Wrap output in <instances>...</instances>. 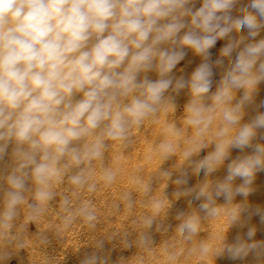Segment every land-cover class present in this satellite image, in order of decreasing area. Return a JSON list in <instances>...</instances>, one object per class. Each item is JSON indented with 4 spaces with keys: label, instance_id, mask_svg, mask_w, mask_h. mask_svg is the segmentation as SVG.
Masks as SVG:
<instances>
[{
    "label": "clouds",
    "instance_id": "obj_1",
    "mask_svg": "<svg viewBox=\"0 0 264 264\" xmlns=\"http://www.w3.org/2000/svg\"><path fill=\"white\" fill-rule=\"evenodd\" d=\"M239 2L201 0L196 8L197 0H0V163L9 157L0 174L6 185L0 186V264L11 258L8 246L24 247L20 233H13L21 209H26L22 232L40 219L60 185H67L60 202L64 226L80 218L95 227L91 202L76 204L71 197L94 192L98 182L114 183L119 169L104 164L109 148H126L134 131L159 123L161 114L175 113L176 97L184 90L190 98L179 126L166 122L162 139L146 157L164 162L179 155L176 179L172 171L158 173L177 186L189 183L188 169L194 175L203 170V181L175 192L177 198L202 200L199 211L178 212L176 231L193 240L201 229V212L206 217L226 215L229 226H245L242 217L247 213L250 219L253 211L233 201L237 195L247 198L256 173L264 170V144H253L264 129V113L242 122L264 81V38L256 39L264 30V0H248L234 18L231 13ZM242 29H247L246 36L220 50L230 60L236 55L212 92L213 68L224 61L212 62L210 49ZM185 49L203 62L190 78H176L172 73L187 55ZM151 72L155 80L149 78ZM210 145L213 151L193 159ZM245 148H252V154L231 160L223 181L210 178L232 149ZM236 178L243 182L234 185ZM133 182L145 194L151 192L150 181ZM221 197L226 207L218 205ZM123 199L131 209V193ZM165 205L164 196L152 197L151 215L143 218L146 229ZM254 214L264 224V212L256 208ZM255 234L256 228L248 227L246 238L237 235L234 243H227L218 236L219 243L202 240L191 251L217 257L226 252L231 260L254 254L259 260L264 258V240H254ZM137 243L148 246L151 239L141 233ZM82 264L108 260L94 253Z\"/></svg>",
    "mask_w": 264,
    "mask_h": 264
},
{
    "label": "rangeland",
    "instance_id": "obj_2",
    "mask_svg": "<svg viewBox=\"0 0 264 264\" xmlns=\"http://www.w3.org/2000/svg\"><path fill=\"white\" fill-rule=\"evenodd\" d=\"M247 3L248 0H240L233 9L232 16L238 17L240 15L239 8ZM200 5L201 0H197L195 7L198 8ZM240 35L246 36L247 29H242L240 33H230L228 37L218 40L216 45L210 49L212 62L217 59L224 61L223 66H214L213 68L212 92L218 87L222 73L227 70L236 55L233 52L230 60L228 57H221L220 50L230 40L239 39ZM261 38H264V30L256 37L257 40ZM185 51L187 55L173 70L172 75L176 78L181 76L185 79L190 78L199 64L203 62L202 57L191 49H185ZM148 75L150 79L157 78L154 72ZM242 94V90L238 91L237 98ZM189 98L187 90L182 91L176 97L175 113L161 114L159 123H146L139 130L134 131L131 142L126 148H121L118 145L109 148L104 164L119 169L114 183L105 186L102 182H98L94 192H81L71 197L76 204L85 200L91 202L97 216V220L94 222L95 227H89L80 218L74 220L67 227L64 226L62 221L64 213L61 211L60 202L62 196L67 194V185H60L56 189V198L49 203L40 219L29 223L22 232L20 225L24 224L26 209H21V214L16 221L17 227L13 229V233H20V242L24 247L16 248L14 244L8 246L11 258L7 264H82L87 256L94 253L102 258H107L108 264H264V258L258 260L254 254H250L243 260H231L226 252L217 257L214 255L201 256L198 252L191 251L202 240L219 243L215 240L218 236H223L227 243H234L237 235L246 238L248 227L256 228L254 240H264V224L260 222V217L254 214L256 208H260L264 212V170L256 173L252 185L253 191L249 196L245 198L243 195H237L233 201L234 204H247L249 210L253 211L250 219L247 213L242 217L244 227L239 224L229 226L226 215L206 217L201 212V229L193 240H186L176 231V227L180 223L176 219L178 212L189 213L194 209L199 211V204L202 200H195L193 196L177 198L175 192L195 187L197 183L203 181V170L199 175H194L188 169L189 183L177 186L171 180L164 181L158 173L160 170H169L173 172L172 180L176 179L178 172L175 169L180 165L179 155L172 156L164 162L156 158L148 160L146 157L149 148L162 139L161 128L166 122L174 120L179 126L184 116V105ZM262 101H264V81L257 86L254 102L247 106L242 122H248L258 113H264V106H261ZM261 137H264V129L258 130L253 144H264V139ZM213 150L214 145H210L193 159H202ZM252 151V148L232 149L229 159L210 178L215 181H223L228 174V163L237 156L252 154ZM8 162L9 157L6 156L5 161L0 163V174L5 172ZM134 178H141L145 182L150 181L151 192L145 194L133 182ZM242 182L240 178H236L233 183L239 185ZM0 186L6 187L3 181H0ZM127 193H131L134 202L131 209L126 206L123 199ZM156 196H164L166 205L156 216L152 227L146 229L143 225V218L151 215L149 203L152 197ZM29 202H32L30 197ZM217 203L226 207L222 197L218 199ZM145 232L151 239L148 246L137 243L140 234ZM126 241L131 244V247H126ZM100 242H103V246L98 248L97 245Z\"/></svg>",
    "mask_w": 264,
    "mask_h": 264
}]
</instances>
